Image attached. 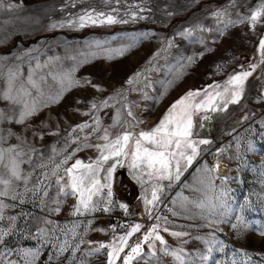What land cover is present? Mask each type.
<instances>
[{
  "label": "rangeland",
  "instance_id": "rangeland-1",
  "mask_svg": "<svg viewBox=\"0 0 264 264\" xmlns=\"http://www.w3.org/2000/svg\"><path fill=\"white\" fill-rule=\"evenodd\" d=\"M9 2L17 7L0 9V95L9 69L21 73L17 86L26 80L30 71L36 79L47 76L43 99L49 92L55 94L59 90L49 72L75 69L73 76L82 85L87 79L97 86L71 88L59 103L41 108L24 124L0 122V137H3L0 147L19 145L17 151L24 153L20 159L25 161L21 169L24 174L32 173L29 188L43 172L51 174V161L58 163L77 147L80 151L75 152L68 166L75 159L85 163L96 159L99 155L96 148L84 145L103 144L99 137L104 129L112 137L125 128L135 133L148 131L159 122L170 105L189 90L220 85L218 90L223 91L230 76L249 70L250 64L260 60L258 43L264 37V24H258L253 30L247 22L239 21L247 17L261 0H120L119 4L115 0L107 4L104 0H4L5 4ZM112 8L119 9L113 13L117 19L128 20V23L86 25L83 28L50 27L52 23L75 19L86 9L108 13ZM220 10L225 11L224 16L213 15ZM132 12L137 13L135 19ZM186 29L192 34L179 35ZM119 48L128 50L123 55L113 52L111 60L104 58L106 50ZM93 52L96 57L92 56ZM37 63L42 67L37 69ZM46 63L47 67H43ZM129 79L133 80L132 84L128 83ZM105 100L107 106H101ZM92 103L97 104L96 109L91 108ZM217 103L221 110L194 116L193 138L209 139L212 143L200 146V155L183 172L180 181H173L171 187H168V181L161 182L164 190L159 194L158 210L162 201H169L171 209L179 213L173 216L170 210L160 211L159 216L167 217V223L163 219L159 221L161 229L166 226L170 231L188 235L175 237L162 230L161 235L165 237L169 250H185L187 264H233V261L236 264H264V241L258 235V231L264 229V64L247 78L238 103L229 104L226 110L222 108L223 101ZM126 106L131 108L135 120L127 115ZM0 109L18 118L19 106L0 99ZM203 115L209 119L203 121L201 128L199 124ZM96 118L100 122L99 132L88 128L72 133L70 137L71 130L79 124L87 122L96 127ZM75 138H78L77 142L72 143ZM249 144L252 145L251 151ZM219 149L225 151L217 154ZM217 161L220 163L218 172L205 171V167L211 168ZM41 163L48 167H37ZM122 164L112 175L113 203L108 205V216L94 212L74 215L76 197L57 195L54 177L45 181L51 183L48 197H42V193L33 196L31 192L23 195V182H15V190L22 194L23 203L19 199L2 198L14 206L4 210L5 218L0 221V228L10 229L0 242V253H3L0 264L10 261L24 264L25 250L38 252L34 264H107L108 249H96L129 230L112 228V213L121 210L120 204L130 208L137 193L142 201L145 195L151 198L152 182L147 176L143 177L145 182L141 184L134 178L128 162L125 160ZM104 175L102 172L101 177ZM209 181L216 185V191L221 187L228 190L227 202L233 209L225 217L227 223L212 227L207 226L208 221L219 217L201 218V210L188 202L203 199L205 193L210 194ZM41 198L44 199L43 205ZM94 200H102L100 204L105 205L107 197L102 194ZM246 200L248 203L241 212L240 206ZM54 201H59V213L52 210L56 207ZM237 215L244 217L248 227H231L237 223ZM10 216L17 219L10 221ZM190 216L195 218L189 219ZM137 223L143 227L129 239V245L139 243L143 234L157 221L137 220L132 225ZM73 228L75 235L71 231ZM65 242L67 250L61 252ZM163 247L157 242L156 255L152 256V249L145 244L141 257L134 259L132 264H177L174 258L161 251ZM129 250L126 248L125 253ZM117 264H122V260Z\"/></svg>",
  "mask_w": 264,
  "mask_h": 264
},
{
  "label": "snow or ice",
  "instance_id": "snow-or-ice-1",
  "mask_svg": "<svg viewBox=\"0 0 264 264\" xmlns=\"http://www.w3.org/2000/svg\"><path fill=\"white\" fill-rule=\"evenodd\" d=\"M104 2L110 3L111 0H104ZM116 4L120 3V0H115ZM75 6V5H73ZM17 7L14 3H4V0H0V9L12 10ZM118 8H112L110 12L105 13L103 11H96L95 9H86L75 19L68 21L52 23L50 27H79L83 28L86 25H112L116 23H128V20L117 19L113 13L118 12ZM216 17H222L225 15V11L220 10L213 13ZM133 19L137 17L136 12H132ZM247 22L249 26L255 30L258 24H264V0L250 11V14L245 17L239 23ZM232 23V21H229ZM191 30H185L179 33L181 36L191 35ZM168 45H172V41H168ZM127 48L109 49L104 52V58L113 59L112 53L116 55H123ZM258 51L260 60L258 63L249 65V70L240 71L228 78L223 87V91H219L220 85H209L204 90H189L185 95L175 100L168 110L165 112L159 122L148 131L141 130L138 133L130 131L127 128L123 129L120 133L112 137V134L107 130H103V135L99 139L103 140V144H85V147H95L99 155L96 159L91 160L88 163L80 159H75L73 163L69 165V161L73 160L75 152L80 151L77 147L75 151L64 156L58 163L51 161L53 164L51 174L45 171L37 182L31 187L28 184L31 180L32 173L24 174L21 169V164L25 161L20 157L24 155L22 151H17L19 145H12L8 148L0 147V221L4 220V210L14 205H10L4 202L5 197H9L11 200H20L23 203L22 194L16 192L15 182L22 181L24 185L23 195H27L29 192L36 196L42 193V197H48V188L51 187V183H45L50 181L52 177L55 178V184L57 185V195L62 194L65 197L75 196L76 202L73 205V214H83L87 212H95L100 206L102 200H94V197H101L105 194L107 197L103 210L105 212L110 211L108 205L113 203L112 201V175L117 166H123L122 162L127 161L128 167L134 173V178L138 182L143 184L145 181L143 177L146 175L151 183V198L146 195L143 197L145 213L149 219H154L157 223H153L151 227L143 234V237L139 243L129 245V239L137 232H139L143 225L137 223L131 225L129 230L118 237H114L113 241L108 244H100V249L107 248V264H117L118 260H122V264H132V261L137 257H141L143 247L145 244L152 249L150 255L155 256V245L158 242L160 245H164L161 251L168 256L174 258L177 264H187L185 258V250L183 248H177L169 250L167 247V241L165 237L161 235V230L165 233H169L175 237H183L188 235L186 232L170 231L168 227L164 226L161 229L159 221L163 219L167 223V217H161L159 215H153V209L161 202L160 193L164 190L162 181H168V187L172 186L173 181H180L183 172L192 166L193 162L200 155L201 145H210L212 143L209 139H195L194 137V116L201 112L219 111L221 105L217 101H223L222 108L227 109L229 104H235L240 101L244 93L245 82L260 65L264 64V37L259 40ZM96 53L93 52L92 56L96 57ZM58 59V58H57ZM191 61V57L188 58ZM40 63L36 64V68H41ZM47 67V63L43 65ZM75 69L67 72H49L52 80L58 86V91L55 94L49 92L45 97L44 84L47 81V76H41L39 79L34 78V74L30 71L26 80H22L17 86V80L21 76L19 71L9 69L6 74L5 87L2 90L0 99L10 102L12 105L19 106L18 118L15 115H9L8 112L0 109V122L9 121L17 124H24L30 118L35 116L41 108L49 107L51 104L59 103L65 92L69 91L73 87L92 85L90 80L85 79L84 85L80 80L74 78L73 73ZM129 84L133 83L132 79L128 80ZM209 89H217L215 92L209 91ZM200 98V99H198ZM101 106H107V101H103ZM127 115L135 120L133 112L129 106ZM92 109L97 108L96 103L91 104ZM88 115V113H83ZM119 116V113H117ZM201 122L199 127L203 128V121L208 120L209 116H201ZM247 119V117H245ZM99 119H94L96 127H92L87 122L77 125L71 130L72 133L77 131H83L90 128L92 132H99ZM115 126V125H114ZM134 127L135 125H130ZM10 134H12L10 132ZM19 139V137H18ZM87 139V137H85ZM3 137H0V141ZM78 138L72 139V143H76ZM237 151H239L240 145L237 142ZM249 150H252V145L249 144ZM225 149H219L217 154L224 152ZM111 161V163H109ZM30 163L31 161H27ZM105 165H108L105 167ZM39 168H47V164L37 165ZM220 163L217 161L211 168L205 167V171L212 173L218 172ZM61 172L63 174H61ZM105 173L101 177V173ZM227 179V178H222ZM103 180V182H102ZM203 183V181H202ZM209 193H205L203 199L188 201L196 208L200 209L199 215L201 218L208 219L209 216H218L219 219L209 220L208 225H219L221 223H227L225 217L229 216L233 209L227 202L228 190L221 187L219 191H216V185L212 182H208ZM106 190V193L104 192ZM198 190V189H197ZM188 200L187 197L184 198ZM41 205L44 204V199L41 198ZM56 207L52 209L54 212L59 213L61 208L59 201H54ZM175 203V201H173ZM246 200L244 204L240 206V211L243 212L244 207L247 205ZM121 209L127 210V205L120 204ZM184 207V205H182ZM171 215L177 216L179 213L175 209H170ZM194 219L195 216L188 217ZM10 221H15L17 217H8ZM237 223L231 224L233 229H237L240 225H245L244 217L237 215L235 217ZM51 223V221H47ZM245 227H248L245 225ZM9 230L0 228V242L4 237L9 234ZM43 231V230H41ZM75 235V228L71 230ZM258 235L264 241V229L258 231ZM83 242V241H81ZM67 242L61 246L60 251H66ZM130 249L125 253V249ZM223 246H221V251ZM211 251V249H209ZM122 253H125L121 256ZM91 254V253H89ZM3 253H0L2 256ZM245 255L247 253L245 252ZM31 257V259H29ZM38 257V252H32L31 250L24 251V264H34L35 259ZM250 259V257H249ZM8 264H19L17 261H10ZM233 264H236L233 261Z\"/></svg>",
  "mask_w": 264,
  "mask_h": 264
},
{
  "label": "built area",
  "instance_id": "built-area-1",
  "mask_svg": "<svg viewBox=\"0 0 264 264\" xmlns=\"http://www.w3.org/2000/svg\"><path fill=\"white\" fill-rule=\"evenodd\" d=\"M105 205L100 204L97 210L94 212L96 215L108 216L110 213L103 210ZM171 209V203L169 201H162L160 204L161 212H168ZM137 220V214L131 208L121 209L118 212L112 213V220L110 224L112 228L118 231H126Z\"/></svg>",
  "mask_w": 264,
  "mask_h": 264
},
{
  "label": "crops",
  "instance_id": "crops-1",
  "mask_svg": "<svg viewBox=\"0 0 264 264\" xmlns=\"http://www.w3.org/2000/svg\"><path fill=\"white\" fill-rule=\"evenodd\" d=\"M130 208L136 212L137 220L139 221L147 220L149 222H156V220L154 219H149L148 215L145 213L144 202L142 201V197L139 199L138 193L136 198L131 203ZM158 208L159 205L153 209V215H159L158 213H160V211L158 210Z\"/></svg>",
  "mask_w": 264,
  "mask_h": 264
},
{
  "label": "bare ground",
  "instance_id": "bare-ground-1",
  "mask_svg": "<svg viewBox=\"0 0 264 264\" xmlns=\"http://www.w3.org/2000/svg\"><path fill=\"white\" fill-rule=\"evenodd\" d=\"M220 169V168H219Z\"/></svg>",
  "mask_w": 264,
  "mask_h": 264
}]
</instances>
